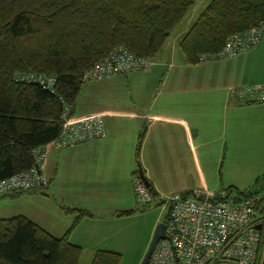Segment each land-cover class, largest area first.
<instances>
[{"label": "crops", "instance_id": "obj_1", "mask_svg": "<svg viewBox=\"0 0 264 264\" xmlns=\"http://www.w3.org/2000/svg\"><path fill=\"white\" fill-rule=\"evenodd\" d=\"M192 24L193 20L174 41L169 39L151 72L93 82L108 86L109 80L129 77L131 92L104 93L97 110L78 113L73 108L76 121L102 116L105 139L48 151L44 175L49 187L29 193L33 206L19 216L54 238L69 235V242L82 249V258L93 261L101 251H125L127 221L137 214L133 178L139 165L155 200L161 202L197 191L237 190L240 177L249 173L241 147L257 119L243 115L264 112V103L241 104L229 90L264 86L247 76L263 45L234 59L189 66L180 45ZM79 211L89 215L81 217ZM128 212L134 214L125 215Z\"/></svg>", "mask_w": 264, "mask_h": 264}, {"label": "trees", "instance_id": "obj_2", "mask_svg": "<svg viewBox=\"0 0 264 264\" xmlns=\"http://www.w3.org/2000/svg\"><path fill=\"white\" fill-rule=\"evenodd\" d=\"M197 1L0 0V182L30 171L34 152L59 138L64 104L75 107L89 70L118 49L155 60ZM261 22L264 0H213L180 45L186 64L200 65ZM24 74L55 78V93L18 82ZM263 179L240 194L264 199ZM68 236L54 238L23 216L0 219V264H79L82 249ZM121 261L101 251L92 264Z\"/></svg>", "mask_w": 264, "mask_h": 264}, {"label": "built area", "instance_id": "obj_3", "mask_svg": "<svg viewBox=\"0 0 264 264\" xmlns=\"http://www.w3.org/2000/svg\"><path fill=\"white\" fill-rule=\"evenodd\" d=\"M263 38L264 22H261L247 33L232 36L220 53L202 56L199 62L237 58ZM155 66V60L141 59L126 49H118L83 79L85 83H93L132 73H149ZM18 82L37 84L55 93L57 81L53 77L24 74L18 77ZM229 93L244 105L264 103V86L231 88ZM72 113L73 107L64 104L59 138L34 152L35 166L30 171L0 182V197L46 190L49 181L44 175V164L50 148L61 151L106 138L102 116L76 121ZM133 191L140 204L155 200L139 174L133 178ZM167 202L170 212L166 239L158 244L150 264H264V199L259 195L197 191L187 196L174 195Z\"/></svg>", "mask_w": 264, "mask_h": 264}, {"label": "rangeland", "instance_id": "obj_4", "mask_svg": "<svg viewBox=\"0 0 264 264\" xmlns=\"http://www.w3.org/2000/svg\"><path fill=\"white\" fill-rule=\"evenodd\" d=\"M212 1L213 0H198L190 13L173 33L169 43L174 41L179 33H181V31L190 24L192 20L193 24H195ZM260 45H263V49L261 50H259L261 48ZM253 48V50L256 49L259 51L257 52L258 55L253 57L255 61H252L253 66L248 69L247 76L256 80L255 82L264 83V38ZM250 50L246 53L248 54V52H252ZM213 62L216 61H207L198 66ZM139 78L141 79L144 77ZM128 79L129 77H119L116 80H109L111 83L108 86H105L104 84L85 83L75 105L76 110L78 113H83L84 111L89 112L94 109L97 110L103 106L102 96L106 92L114 91L120 93L122 96L124 93L131 92ZM142 83L145 85L147 84V82ZM148 85L151 86V83H148ZM263 116L264 112L261 110H252L243 115V118L248 117L257 119V124L249 131V134H246L243 137L241 158L244 169L249 171V173H245L240 177L241 185L237 190H233L234 194L247 193L253 190L257 182L264 178ZM261 186L264 188V179ZM29 195L30 194L27 193L15 199L0 200V219H11L21 214L27 215L28 210L33 206V201L28 198ZM134 202L137 214L134 218L127 221L129 239L127 243H124L125 251L120 253L122 255L121 264H143L158 227L168 222L170 207L168 206L167 201L161 202L154 200L145 205L138 203L136 198H134ZM79 264H92V259L81 258Z\"/></svg>", "mask_w": 264, "mask_h": 264}, {"label": "water", "instance_id": "obj_5", "mask_svg": "<svg viewBox=\"0 0 264 264\" xmlns=\"http://www.w3.org/2000/svg\"><path fill=\"white\" fill-rule=\"evenodd\" d=\"M140 178L142 179V181L144 182V184L150 188L151 185L149 183V181L147 180V178L145 177V174H144V171L141 167V165H139V172H138ZM258 230L261 229V227H257ZM166 230H167V225L166 224H162L158 227L156 233H155V236H154V239L152 241V244H151V247L148 251V254L144 260V263L143 264H150L151 262V259H152V256L158 246V244L161 242V241H164L166 239Z\"/></svg>", "mask_w": 264, "mask_h": 264}, {"label": "flooded vegetation", "instance_id": "obj_6", "mask_svg": "<svg viewBox=\"0 0 264 264\" xmlns=\"http://www.w3.org/2000/svg\"><path fill=\"white\" fill-rule=\"evenodd\" d=\"M166 225H167V223H166Z\"/></svg>", "mask_w": 264, "mask_h": 264}]
</instances>
